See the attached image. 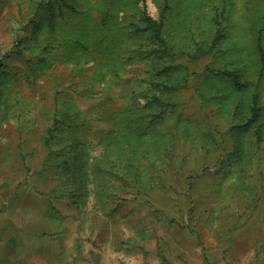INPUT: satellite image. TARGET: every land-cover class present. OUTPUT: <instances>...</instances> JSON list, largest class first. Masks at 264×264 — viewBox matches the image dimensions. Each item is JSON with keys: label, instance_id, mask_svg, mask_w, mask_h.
I'll list each match as a JSON object with an SVG mask.
<instances>
[{"label": "rangeland", "instance_id": "rangeland-1", "mask_svg": "<svg viewBox=\"0 0 264 264\" xmlns=\"http://www.w3.org/2000/svg\"><path fill=\"white\" fill-rule=\"evenodd\" d=\"M143 1L159 18L165 0H0V52L26 39L25 55L0 69L2 97L19 115L0 118V213L7 215L11 205L3 201L13 186L26 205L37 193L35 254L46 264L50 253L59 257L54 264H264V73L257 54L264 0H167L159 58L127 62L120 55L127 35L149 48L148 33L139 30ZM86 31L94 60L120 67V79L109 74L90 85L93 61H70L86 48ZM166 66L157 77L167 81L165 98L174 107L146 135L160 150L150 154L156 160L145 167L143 190L100 177L105 208L91 185L80 204L51 198V207L56 163L71 159L63 148L44 163L42 135L55 100L69 96L87 112L92 160L104 150L102 134L117 129L106 112L124 110L135 92L149 90L150 70ZM220 71H235L239 86ZM253 97L259 110L250 121ZM49 219L59 226L50 244Z\"/></svg>", "mask_w": 264, "mask_h": 264}, {"label": "trees", "instance_id": "trees-1", "mask_svg": "<svg viewBox=\"0 0 264 264\" xmlns=\"http://www.w3.org/2000/svg\"><path fill=\"white\" fill-rule=\"evenodd\" d=\"M167 9V0L164 2V6L160 11L159 18H154L150 15L146 9V4L143 1L140 10V23L142 27L139 29L142 32H147L149 35V48L143 46L138 38L133 36L126 40L128 44H124L121 49V54H127L125 61L130 62L134 58H159L158 53L161 51L159 47L164 41L163 39V14ZM218 22L216 21V25ZM125 28V27H124ZM123 28V29H124ZM127 29H130L127 27ZM123 31V30H121ZM132 31V30H131ZM124 32V31H123ZM133 32V31H132ZM74 33V32H73ZM83 43L85 49L75 58H71L70 61H75L77 58L83 60L84 64H88L93 61L90 85L100 78L105 76L110 80L120 79V67H116L115 64L109 62H96L94 59V51H92V39L87 34H91L90 31H86ZM87 33V34H86ZM33 36V35H32ZM218 38V37H217ZM133 40V43H132ZM26 39H17L15 47L10 51L0 52V69L4 70L6 64L4 61L11 56L23 57L24 48H21V44ZM66 40H63L65 42ZM61 41H58L59 43ZM213 44V43H212ZM55 47V46H53ZM111 44L108 49L111 50ZM96 50V49H95ZM78 54V53H77ZM257 54L260 62V74L264 73V48L261 43V37L259 35L257 40ZM119 55V56H120ZM125 63V62H124ZM78 64V60L75 61ZM36 68L44 67V58H38L35 64ZM31 67V66H30ZM107 74L103 71L107 68ZM170 70V66L162 67L154 70H150L149 80L150 88L147 91H139L133 94L132 100L125 106L124 110H111L106 112V118L116 121L117 129L110 130L103 133L100 142L103 144L104 150L102 154L90 160L87 157L88 151V139L86 137V131L89 130L88 126V114L86 111H82L73 102L69 96L63 97V103L60 104L59 98L55 100L53 109L49 114V124L44 130L42 135L43 147L47 150V154L44 156V163L48 159V156L54 155V152L62 151L66 148L67 155L71 159H61L56 163L54 167V161L49 159V171L52 169L54 172V186L49 190V204L53 205L52 199L62 200L66 199L74 205L80 204L83 200V196L87 195L89 191V185L92 186V193L98 197L97 201L101 207L105 208L108 202L104 200L103 190L106 189L104 185L99 183L100 177L115 176L122 181V187L137 188V190H143L145 187L142 185V179L145 175V167L156 159H150V154L157 155L159 148L155 145V139L151 140L154 144L149 142L146 138L148 130L164 118L166 112L174 107V104L170 99L165 98V92L168 91L167 81L159 79L161 73H167ZM37 72V70H36ZM225 76L233 77L236 84L239 86L238 75L235 71H220ZM3 72L0 73L2 75ZM2 82L0 81V118L7 120V117L14 116L17 118L19 115L9 113L11 105L8 101L2 97ZM93 95V94H92ZM148 99V100H147ZM144 103H143V101ZM95 105H93L94 107ZM259 107L256 106L255 97L251 99L249 113L250 121L257 117ZM100 118L104 114L98 115ZM252 140L255 144H259L262 138L259 132L253 133ZM58 144L59 147H55ZM159 160V159H158ZM53 170V171H54ZM107 185V182H106ZM144 186V187H143ZM85 191V192H84ZM138 192V191H137ZM145 192V191H144ZM52 198V199H51ZM52 200V201H51ZM109 209V207H108Z\"/></svg>", "mask_w": 264, "mask_h": 264}, {"label": "crops", "instance_id": "crops-1", "mask_svg": "<svg viewBox=\"0 0 264 264\" xmlns=\"http://www.w3.org/2000/svg\"><path fill=\"white\" fill-rule=\"evenodd\" d=\"M10 189L9 198L4 200L3 203L7 204V207L11 206L6 210L7 215L0 213V264H46L47 257L45 258L44 254H42L43 256L40 255V260H43V263L38 262L39 257L35 254L38 245L37 224L32 223L31 219L35 217L36 220L37 218L36 210H34L37 206V193L31 191V194H29L31 201L26 205L23 204V199H21L23 190L16 189L15 186ZM26 190L30 191V189ZM33 192L34 197L32 196ZM23 212L26 214L24 222L21 219L24 215ZM58 227L52 219H49V244L54 243L53 238H57L56 231ZM57 259H59L57 255L49 254V260H51L49 264H54L53 260Z\"/></svg>", "mask_w": 264, "mask_h": 264}]
</instances>
